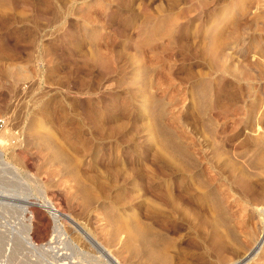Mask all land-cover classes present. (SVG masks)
<instances>
[{"label":"rangeland","instance_id":"1","mask_svg":"<svg viewBox=\"0 0 264 264\" xmlns=\"http://www.w3.org/2000/svg\"><path fill=\"white\" fill-rule=\"evenodd\" d=\"M0 120V264H264V0H0Z\"/></svg>","mask_w":264,"mask_h":264},{"label":"bare ground","instance_id":"2","mask_svg":"<svg viewBox=\"0 0 264 264\" xmlns=\"http://www.w3.org/2000/svg\"><path fill=\"white\" fill-rule=\"evenodd\" d=\"M222 33H223V32H222ZM212 34H213V33H212ZM222 37H223V35H221V38H222ZM212 38H213V36H212ZM218 38H220V36H219ZM218 38H217V39H218ZM221 38H220V39H221ZM206 39L209 40V38H206ZM206 39H205V40H206ZM205 40H204V44H205ZM212 40H213V39H212ZM212 40H211V41H212ZM206 41H207V40H206ZM209 41H210V40H209ZM213 41H215V40H213ZM223 41H224V40L221 39V43H222ZM218 42H220V41H218ZM206 43H207V42H206ZM214 43H215V42H214ZM219 44H220V43H219ZM222 44L224 45V43H222ZM220 45H221V44H220ZM220 45H219V48H220ZM223 45H222V46H223ZM214 46H216V45H214V44L211 45V44H210L208 47H206V46L204 47V48H208V49L206 50L208 55H210V56H214L215 54H217L216 51H215L216 49H214ZM217 46H218V44H217ZM225 46H226V45H225ZM225 46H224V47H225ZM235 46H236V45H235ZM238 46H239V45H238ZM228 47H229V46H228ZM204 48H203V51H204ZM221 48H222V47H221ZM225 48H226V47H225ZM218 51H219V50H218ZM221 51H222V52H221ZM226 51H227V50H226ZM220 52L223 53L224 50H220ZM220 52H219V53H220ZM219 53H218V55H219ZM233 54H234V53H233ZM220 55L222 56V55H224V53H223V54H220ZM218 57H219V56H218ZM218 57L216 56L215 58L218 59ZM222 57H223V56H222ZM217 59H216V62H217ZM220 59H221V58H220ZM220 59H218V61H219ZM223 60H224V57H223ZM223 60H222V61H223ZM216 62H215V63H216ZM218 63H219V62H218ZM216 64H217V63H216ZM220 64H221V60H220V63L217 64V65H218V66H222V65H220ZM219 68H220V67H219ZM0 197H1V196H0ZM9 199H10V198H9ZM4 200H6V199H4ZM7 200H8V199H7ZM6 207H7V206H6ZM22 207H23V206H22ZM22 209H25V207L22 208ZM25 210H26V209H25ZM20 216H21V215H20ZM19 219H20V218H19ZM23 222H24V221H23ZM21 226H22V225H21ZM23 227L26 228L27 225L24 224ZM20 229H21V228H20ZM22 229H23V228H22ZM22 229H21V230H22ZM23 230H24V229H23ZM19 232H20V230H19ZM25 233H26V232H24V235H26ZM83 233H84V232H83ZM17 234H20V233L17 232ZM20 235H21V234H20ZM20 235H18V236H20ZM16 236H17V235H16ZM18 236H17L16 238H13V239H14V241H15L16 243L20 242V244L22 243L20 240H24V239L27 238V236H25V237L23 236L24 239H23V238L21 239V238H18ZM21 236H22V235H21ZM84 236H86L85 238H87L88 240H90V241L92 242V243H91V242H90V243L93 244V246H96V247L98 248V250H99L100 253L104 254V255L108 258L107 261L110 260L111 263H113V264H119V263L116 261V259H115V258H114V257L108 252V251H106V250H105L100 244H98V243H97V242H96V241H95V240H94V239H93L88 233H85ZM13 237H15V236L13 235ZM11 238H12V237H11ZM27 239H28V238H27ZM27 239H26V240H27ZM26 242H27V241H26ZM29 242H30V241H29ZM23 243H24V241H23ZM23 243H22V245H23ZM18 245H19V243H18ZM29 245L31 246L30 243H29ZM33 246H34V245H33ZM19 247H20V245H19ZM42 247H43V246H42ZM258 247H259V244L257 243L253 249L251 248L252 250L250 249L251 251L249 250L248 255H250V254H251L256 248H258ZM26 248H27V247H25V249H26ZM36 248H37V247H36ZM27 249H28V248H27ZM44 249H45V248H44ZM18 250H19V249H18ZM20 250H21V249H20ZM46 251H48V250H46ZM43 252H45V251H43ZM43 252H42V254H43ZM52 253H54V252H52ZM64 254H65V253H64ZM102 254H101V255H102ZM62 255H63V253H62ZM104 255H103V257H105ZM248 255H247V256H248ZM58 256H59V255H58ZM60 256H61V255H60ZM61 257H62V256H61ZM57 258H59V257H57ZM44 260H45V259H44ZM53 260H54V259H53ZM54 261H55V260H54ZM23 264H24V263H23ZM47 264H48V263H47Z\"/></svg>","mask_w":264,"mask_h":264},{"label":"built area","instance_id":"3","mask_svg":"<svg viewBox=\"0 0 264 264\" xmlns=\"http://www.w3.org/2000/svg\"><path fill=\"white\" fill-rule=\"evenodd\" d=\"M1 121V120H0Z\"/></svg>","mask_w":264,"mask_h":264}]
</instances>
